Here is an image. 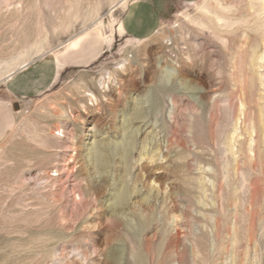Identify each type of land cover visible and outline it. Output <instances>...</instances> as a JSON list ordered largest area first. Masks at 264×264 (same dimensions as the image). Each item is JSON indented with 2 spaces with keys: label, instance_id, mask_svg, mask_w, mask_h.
Instances as JSON below:
<instances>
[{
  "label": "rangeland",
  "instance_id": "1",
  "mask_svg": "<svg viewBox=\"0 0 264 264\" xmlns=\"http://www.w3.org/2000/svg\"><path fill=\"white\" fill-rule=\"evenodd\" d=\"M135 1L0 0V264H264V0Z\"/></svg>",
  "mask_w": 264,
  "mask_h": 264
},
{
  "label": "crops",
  "instance_id": "2",
  "mask_svg": "<svg viewBox=\"0 0 264 264\" xmlns=\"http://www.w3.org/2000/svg\"><path fill=\"white\" fill-rule=\"evenodd\" d=\"M179 1L184 2L187 0ZM162 21L163 16L155 0H136L126 8L120 27L121 31L130 37L145 39L153 36L160 29ZM18 76L16 74L11 78L9 77L10 87L4 93H0V150L9 143L19 116V112L12 105L14 101L13 95H15L17 86L20 83H29L27 77ZM41 77L49 79L46 74L44 76L41 75Z\"/></svg>",
  "mask_w": 264,
  "mask_h": 264
},
{
  "label": "bare ground",
  "instance_id": "3",
  "mask_svg": "<svg viewBox=\"0 0 264 264\" xmlns=\"http://www.w3.org/2000/svg\"><path fill=\"white\" fill-rule=\"evenodd\" d=\"M126 2H127V0H122V3L123 4H126ZM28 63H24L23 65H22V67H25L26 65H27ZM12 74H8V78L11 76ZM95 155H96V157L98 158V159H100V160H103V156H104V151H103V148L101 147V146H97L96 148H95ZM73 157V156H72ZM104 161V160H103ZM67 167V166H66ZM69 168V167H68ZM72 169V168H71Z\"/></svg>",
  "mask_w": 264,
  "mask_h": 264
},
{
  "label": "water",
  "instance_id": "4",
  "mask_svg": "<svg viewBox=\"0 0 264 264\" xmlns=\"http://www.w3.org/2000/svg\"><path fill=\"white\" fill-rule=\"evenodd\" d=\"M13 106H14L15 110H19L21 105H20V103L15 102Z\"/></svg>",
  "mask_w": 264,
  "mask_h": 264
}]
</instances>
